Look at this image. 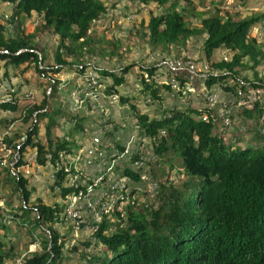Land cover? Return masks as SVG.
Segmentation results:
<instances>
[{
    "label": "trees",
    "instance_id": "obj_1",
    "mask_svg": "<svg viewBox=\"0 0 264 264\" xmlns=\"http://www.w3.org/2000/svg\"><path fill=\"white\" fill-rule=\"evenodd\" d=\"M0 1L11 4L10 15L7 18L0 15V61L6 67L5 71L8 66L33 63L41 80L47 83L44 87H50L49 97L43 91L39 102L24 106L20 120L31 123L24 141L14 150H18L21 157L28 149L34 148L37 163L43 165L44 156L50 154V163L54 164L59 152H72L76 143L73 133H80L84 138V125L83 119L75 115L70 120L74 124L66 134L68 139L52 135V129L58 123L57 114L60 117L64 115L57 108L48 109L51 98L57 97L60 84L49 75L72 69L83 73L86 68L83 66L84 57L95 52L96 43L102 40L91 31L94 24L119 4L126 5L136 0ZM156 1L160 6L168 5L162 14L150 16L146 24L143 36L147 37L149 44L154 47L183 44L189 37L201 35L204 37V55L211 70L206 79L207 87L217 84L223 91L236 95L235 88L239 86L242 92L247 93L246 84H239L238 67L244 66L245 58L256 67L264 57L261 47L249 34L260 24L264 31V13L240 18L215 11L203 17L200 28H196L189 25L176 0ZM209 1L218 5L226 0ZM31 18L35 22L33 32H29L25 24ZM46 35L54 38L57 44L52 64L42 66V39ZM219 48L231 52V59L213 61V52ZM99 52L103 56L104 51ZM93 69L99 76L111 79L107 94H117L116 88L125 84V75L131 67L119 69L120 74L96 65ZM142 70L151 77L155 69L144 66ZM6 75L4 72L3 78ZM248 86L253 90L264 88L261 81L249 82ZM139 89L161 104L162 92L169 91V86H158L142 76ZM120 101L125 104L128 100L120 96ZM257 103L243 105L240 112L246 117L255 114L261 117L264 106ZM131 109L138 134L152 144L158 159L157 167L163 163L164 180L158 183L157 202L154 204L144 206L131 198L120 208L121 201L118 200L91 233L102 250L96 255H88V264H264V132L251 130L254 133L252 138L260 141L258 144L243 140L242 136L235 138L237 131L219 127L212 110L192 105L186 109L167 110L157 118H149L133 104ZM16 111L17 100L0 103V112ZM203 114L207 115L206 121L201 118ZM44 120L45 142H42L38 135ZM4 122L9 121L0 120V124ZM251 132L247 130V134ZM226 133L233 137V141H225ZM35 137L37 140L34 141ZM4 140L8 145L12 143L9 139ZM81 145L78 143L77 147ZM118 147L120 152L122 147ZM20 164L18 162L16 166ZM123 169V174L130 179L136 182L142 179L140 172L130 170L129 165H124ZM174 169L180 183L169 177ZM2 172L6 176L0 183L15 186L18 199L22 201L15 217L24 220L26 216L29 221L46 224L48 231L41 232L40 249L24 258L18 257L12 251L13 246L0 238V264L8 261L16 264L18 260V264H59L63 259L65 242L55 225L63 220L62 205H47L41 199L31 201L32 189L28 188V178L21 173L13 175L7 166L0 167V176ZM64 176L62 170L55 172L54 185L60 188L61 199L73 193L71 188L63 187ZM11 197L12 194L7 199L9 202ZM3 219L0 220V233L6 227Z\"/></svg>",
    "mask_w": 264,
    "mask_h": 264
},
{
    "label": "rangeland",
    "instance_id": "obj_2",
    "mask_svg": "<svg viewBox=\"0 0 264 264\" xmlns=\"http://www.w3.org/2000/svg\"><path fill=\"white\" fill-rule=\"evenodd\" d=\"M104 1L108 2L109 0ZM176 1L178 8L186 15L189 25L196 28H200V22L203 17L215 11L224 16L232 15L240 18L264 13V0H226L218 5L210 3L209 0ZM167 5L164 7L160 6L156 0H146V2L136 0L126 5L119 4L94 24L91 31L95 32L96 35L94 36L97 39L102 38V40L100 43H96L98 47H96L95 52L88 53L84 57L83 66L86 67L85 71L79 73L72 69L61 74L49 75L51 78L59 80L60 84L56 94L57 97L55 96V99L51 98L48 109L50 111L57 108L64 115L60 117V114H57L56 120L58 123L53 127L52 135L68 139L66 134L72 129L74 124L70 120L75 115L83 119L84 138L80 136V133H73L76 141L72 148L73 153L77 150L78 143L89 145L94 137L98 138L97 144L100 147L108 146L118 152V146L122 147L126 138L136 136L140 139L142 144L141 155L145 163L139 172L143 179L136 182L125 176L128 180L127 183H124L125 187L122 188L125 198L121 200L120 208L125 206L131 198L138 200L144 206L157 202L156 191L159 188L158 183L161 184L163 182V173H165V171H161V168H163L162 162V166L160 168L157 167L158 159L153 152L150 141L146 138L142 139L138 134L131 105H135L139 112L147 114L149 118H157L167 110L186 109L191 105L196 107L199 104L197 99L191 96L184 97L178 93H171V90L162 92L164 98L161 104L150 98L148 94H142L141 89H139L141 87V77L143 76L144 78L145 74L142 68L144 66L152 67V65H156L167 58L173 59L184 56L192 60L199 69H203V66L206 65L207 71L211 72L210 68H208L209 61L206 60L202 47L203 36H191L183 44L158 45L155 47L149 44L147 37L143 36V32H146L145 27L150 16L162 14ZM117 11L120 13H117ZM25 24L26 29L29 32H33L35 25L34 18L27 19ZM249 34L255 38L264 53V31L261 24L253 27ZM56 44L57 41L50 37V35H46L42 39V47L44 49L41 52L44 56L42 66L52 64ZM99 50L104 51L103 56L100 55ZM231 57V52L225 48H219L213 52L212 60L220 61L224 60V58L230 60ZM93 65L114 71L117 74L121 73L119 69L127 66L131 67L125 75V84L116 88L117 98L115 100H111V95L114 94H107L106 91L112 82L111 79L99 76L93 69ZM243 65L242 67H238L241 77L238 81L240 85L246 84L248 92L245 93V97L247 98L248 96L249 98L254 95L253 102H258L257 104L264 106V88L253 90L248 86L249 82L261 81L264 84V57L256 67H253L248 58L244 59ZM0 66H2L0 69V74L2 75L0 77H2L1 83L3 86L1 92L7 93L8 91L10 92V89H13L15 91L14 94L20 97L19 101V97H17L18 111L14 113L0 112V120L6 119L9 121L8 123L4 122L0 124V148H2L1 140L5 142L4 139L6 138L11 140L12 143L8 145L5 142V144L12 152H15V146L21 145L24 141L27 128L31 123L30 121L25 123L20 120L24 106L29 103L39 102L43 91H46L49 97L50 87L48 85H46L47 89L44 87L47 83L45 80H41L39 74L35 71L33 63H28V65L23 64L19 67L8 66L9 69L7 71H5L6 67L3 66L1 61ZM4 72H7V75L3 78ZM91 78L96 80V85H92L91 90L97 94V97H85L83 94L85 93L84 88L88 86ZM155 84L161 85V83L157 82ZM212 90L219 99L223 95V99L234 96L231 92H223L222 87L217 84L213 85ZM238 90L239 86L235 88L236 93ZM120 96L126 97L128 101L123 104L120 101ZM78 99L81 100V103L76 102ZM110 101L112 102L110 103ZM249 103L248 106H251L252 103ZM241 108L242 106L240 105L231 106V124L227 128L237 131L234 137L242 136L244 137L243 140L248 142L256 141L258 138H252L254 133L251 130H261V133L264 132V128L262 129V125H264V109L262 110L261 117H257L256 114L253 117H246L240 112ZM193 116L196 115L193 114ZM45 123L46 120L39 127L38 136L42 142H45ZM247 130L251 133L247 134ZM227 134L224 135L225 141H233V137ZM33 140L35 141L37 138L35 137ZM256 143L258 144L260 141H256ZM30 151H35V149L30 148L25 153H29ZM0 155H3V152L0 151ZM6 159L7 161L8 159L15 161V157L12 154L7 156ZM126 164L129 165L128 163L119 162L114 168L115 174L118 176L115 181L123 174V168ZM177 166L179 167V165ZM0 167L4 166L0 164ZM46 167L41 168L40 171L35 167L32 168V175H35L36 181L28 179V188L32 189L31 201L41 199L47 205L53 206L54 204H58L61 206L63 200L59 197V189H56L53 184L54 169L49 166L48 168ZM169 174L171 180H174L173 182L180 183L178 182L179 178L176 169ZM5 176V172H2L0 180H3ZM103 193H106L105 187L97 188L96 196ZM11 194L12 197L9 202ZM21 203L22 201L18 199V192L15 191V186L1 181L0 220L2 221L4 217L3 221H5L6 227L2 229L0 238L5 243L13 246L12 251L17 253L18 257L24 258L28 253L40 249L39 244L41 239H43L41 232L46 231L47 233L48 230L46 224L43 225L36 220L29 221V217L25 216L24 220L15 217V212ZM13 209L14 211H12ZM55 228L65 242L63 259L59 264H88L87 256L96 255L102 250L101 246L92 238V231H85V229L76 231L64 218L59 224L55 225ZM86 243L92 244L86 246ZM18 263L19 260L16 264ZM6 264H12V262L8 261Z\"/></svg>",
    "mask_w": 264,
    "mask_h": 264
},
{
    "label": "built area",
    "instance_id": "obj_3",
    "mask_svg": "<svg viewBox=\"0 0 264 264\" xmlns=\"http://www.w3.org/2000/svg\"><path fill=\"white\" fill-rule=\"evenodd\" d=\"M117 13L120 12L117 11ZM224 60L227 61L226 58ZM152 67L155 70L151 77L144 74L146 80L151 79L153 82L169 86L171 93H178L184 97L191 96L197 99L199 104L196 107L212 110L215 119L219 122V127L227 128L230 126L231 106H243L247 103L249 105V102L252 103L255 98L254 95L246 98L245 93L239 89L236 95L227 99H223V95L219 99L212 90L213 86L207 87L206 85V79L210 73L207 71V66L204 65L203 69H199L192 60L184 56L164 59L160 63L152 65ZM92 85H96V80L93 78H91L88 86L84 88L85 93L83 94L85 97H97V94L91 90ZM2 88L3 86L0 82V103H12L19 97L13 94L15 93L13 89H10V92L2 93ZM111 96L112 101L117 98V94ZM19 100L20 97L18 98ZM76 102L81 103V100L78 99ZM201 118L206 121L207 115L203 114ZM97 141L98 138H92V142L89 145L84 144L77 147L74 153L59 152L54 164L50 163L51 155L46 154L44 156L45 163L42 165L37 163L36 150L23 153L20 157L18 150L12 152L5 142L1 140L2 148H0V151L3 152V155H0V164L7 166L13 175L21 173L25 178L33 181H36L35 175H32L33 167L38 171L47 165L52 167L54 169V181L55 172L64 171L63 187L71 188L73 193L66 195L62 199L61 215L65 221L72 225L74 230L85 229V231H93L98 228L104 216L111 212L118 200L121 201L125 198L122 188L125 187L124 183H127L128 178L122 174L115 181L118 177L114 171L116 165L119 162L128 163L130 170L138 172L144 167L145 163L141 155L142 144L136 136L126 138L120 152L108 146L100 147ZM11 154L15 157V161L10 159L7 161L6 157ZM18 162H21V164L16 166ZM54 187L59 189L60 192L58 186L54 185ZM99 187H105L106 189V193L102 194L103 196H96V190Z\"/></svg>",
    "mask_w": 264,
    "mask_h": 264
},
{
    "label": "crops",
    "instance_id": "obj_4",
    "mask_svg": "<svg viewBox=\"0 0 264 264\" xmlns=\"http://www.w3.org/2000/svg\"><path fill=\"white\" fill-rule=\"evenodd\" d=\"M10 11H11V4L0 1V15L6 18L10 15Z\"/></svg>",
    "mask_w": 264,
    "mask_h": 264
}]
</instances>
